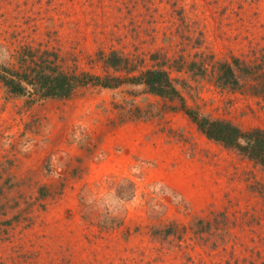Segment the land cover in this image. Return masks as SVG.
Returning a JSON list of instances; mask_svg holds the SVG:
<instances>
[{
	"label": "rangeland",
	"instance_id": "obj_1",
	"mask_svg": "<svg viewBox=\"0 0 264 264\" xmlns=\"http://www.w3.org/2000/svg\"><path fill=\"white\" fill-rule=\"evenodd\" d=\"M0 45L20 70L29 51L69 74L125 76L113 50L137 74L164 64L188 107L264 129V96L209 63L264 66V0H0ZM180 107L131 84L31 104L0 83V264H264V169Z\"/></svg>",
	"mask_w": 264,
	"mask_h": 264
},
{
	"label": "trees",
	"instance_id": "obj_2",
	"mask_svg": "<svg viewBox=\"0 0 264 264\" xmlns=\"http://www.w3.org/2000/svg\"><path fill=\"white\" fill-rule=\"evenodd\" d=\"M2 51L8 52L0 45V54ZM103 57L106 69L125 72L126 75L110 72L103 75L90 72L69 74L60 70L54 59H44L39 54L29 51L17 56V61L23 66L21 70L14 68L7 59L5 61L0 59V83L12 96L26 98L31 104L44 100L70 99L79 88L87 85L109 89L124 84L141 85L145 93L163 99H178L180 108L207 138L238 152L241 157L253 161L264 169V129L245 130L230 120L210 118L188 107L179 88V82L173 78L164 64L137 74L136 64L119 51L113 50ZM209 63H212L210 73L212 72L220 88L241 91L250 87L249 91L252 94L264 96V66L261 64H254L239 57ZM207 65V62L196 60L185 62L187 71L192 72L198 68L203 75L208 72ZM135 189L134 183L131 194ZM118 191L120 188L116 190L117 193ZM105 224L107 223L101 225L104 227ZM113 225L109 223V226Z\"/></svg>",
	"mask_w": 264,
	"mask_h": 264
},
{
	"label": "crops",
	"instance_id": "obj_3",
	"mask_svg": "<svg viewBox=\"0 0 264 264\" xmlns=\"http://www.w3.org/2000/svg\"><path fill=\"white\" fill-rule=\"evenodd\" d=\"M81 111H82V107H74L72 111L69 110L67 112H69L68 114H70V113L73 114L75 116V118H77V116L80 114ZM49 113L54 114V112H49ZM140 147H141L140 145L136 144L133 148H126L124 150L125 158H127L131 162L132 159H133V156L131 155V152L132 151L136 152L137 150L140 149ZM126 151H127V153H126Z\"/></svg>",
	"mask_w": 264,
	"mask_h": 264
}]
</instances>
